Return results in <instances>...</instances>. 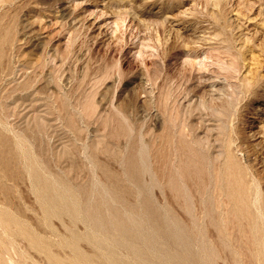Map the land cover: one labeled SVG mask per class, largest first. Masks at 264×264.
<instances>
[{
	"label": "rangeland",
	"instance_id": "1",
	"mask_svg": "<svg viewBox=\"0 0 264 264\" xmlns=\"http://www.w3.org/2000/svg\"><path fill=\"white\" fill-rule=\"evenodd\" d=\"M0 219V264H264V0H0Z\"/></svg>",
	"mask_w": 264,
	"mask_h": 264
},
{
	"label": "bare ground",
	"instance_id": "2",
	"mask_svg": "<svg viewBox=\"0 0 264 264\" xmlns=\"http://www.w3.org/2000/svg\"><path fill=\"white\" fill-rule=\"evenodd\" d=\"M133 163H134V161H133ZM134 164H135V163H134ZM136 171H137V170H136ZM16 179H17V178H16ZM37 180H38V179H37ZM48 184H49V183H48ZM42 189H43V188H42ZM51 189H52V188H51ZM51 197H52V196H51ZM56 197H57V196H56ZM57 199H58V198H57ZM64 199H65V198H64ZM64 199H63V200H64ZM59 200H60V199H59ZM66 200H67V199H66ZM63 202H64V201H63ZM65 202H66V201H65ZM67 202H68V201H67ZM147 203H148V202H147ZM63 204H64V203H63ZM55 205H56V204H55ZM70 205H71V204H70ZM50 206H51V205H50ZM65 206H66V205H65ZM68 206H69V205H67V207H68ZM71 206H72V205H71ZM147 206H148V205H147ZM51 207H52V206H51ZM75 207H76V206H75ZM51 209H52V208H51ZM54 209H55V208H54ZM57 209H58V208H57ZM73 210H74V209H73ZM51 211H52V210H51ZM57 211H59V210H57ZM67 211H68V210H67ZM2 212H3V211H2ZM47 212H48V211H47ZM70 212H71V211H70ZM72 212H73V211H72ZM75 212H76V211L74 210V213H75ZM58 213H59V212H58ZM74 213H73V214H74ZM1 214H2V213H1ZM50 214H51V213H50ZM75 214H76V213H75ZM117 214H118V213H117ZM48 215H49V214H48ZM2 216H3V215H2ZM2 216H1V217H2ZM50 216H51V215H50ZM76 216H77V215H76ZM3 217H4V216H3ZM4 218H5V217H4ZM11 218H13V217H11ZM7 219H8V218H7ZM0 220H1V219H0ZM3 221H4V220H3ZM11 221H12V220H11ZM11 221H10V222H11ZM6 222H7V221H6ZM3 223H4V222H3ZM122 223H123V222H122ZM123 224H125V222H124ZM123 224L121 225V223H119V225H121V227L118 226L119 229L122 228L121 230H123V228H124V227H122ZM1 226H2V225H1ZM1 226H0V227H1ZM118 227H117V229H118ZM125 227H126V226H125ZM14 228H15V227H14ZM21 228H22V227H21ZM127 229H128V228H127ZM2 230H3V229H2ZM20 230H21V229H20ZM125 230H126V228H125ZM17 231H18V230H17ZM5 232H6V230H5ZM23 232H24V231H23ZM6 233H7V232H6ZM8 233H9V232H8ZM20 233H21V232H20ZM121 233H122V231H121ZM124 233H125V231H124ZM125 234H126V233H125ZM128 234L130 235V233H128ZM131 234H132V233H131ZM7 235H9V234H7ZM22 235H23V234H22ZM28 235H29V234H27V236H28ZM133 235H134V234H133ZM133 235H131V236L134 237ZM5 236H6V235H5ZM124 236H125V235H124ZM131 236H130V237H131ZM75 237H76V236H75ZM126 237H127V235H126ZM76 239H77V238H76ZM122 242H123V241H122ZM122 242H121V243H122ZM123 244H125V242H124ZM126 245H127V244H126ZM78 252H79V250H78ZM134 252H135V251H134ZM81 253H82V252H81ZM82 255H84V254H82ZM107 256H108V255H107ZM113 256H114V255H113ZM53 257H54V256H53ZM84 257H85V256H83V258H84ZM109 257H110V256H109ZM109 257H107V258H109ZM115 257H116V256H115ZM87 258H88V257H87ZM110 258L113 259L114 257H113V258L110 257ZM177 258H178V257H177ZM179 258H181V257H179ZM51 259H52V258H51ZM53 259H54V258H53ZM115 259H116V258H115ZM115 259H114V261H115ZM117 259H119V258H117ZM86 260H87V259H86ZM89 260H90V259H89ZM176 260H177V259H176ZM56 261H58V259H57ZM59 261H60V260H59ZM78 261H79V260H78ZM82 261H84V260H82ZM110 261H111V260H110ZM177 261H178V260H177ZM180 261H181V260H180ZM90 262H91V261H90ZM120 262L122 263V262H124V261H120ZM181 262H182V261H181ZM79 263H80V262H79ZM86 263H87V262H86ZM88 263H89V262H88ZM88 263H87V264H88ZM51 264H52V263H51ZM56 264H57V263H56ZM59 264H60V263H59ZM61 264H62V263H61Z\"/></svg>",
	"mask_w": 264,
	"mask_h": 264
}]
</instances>
